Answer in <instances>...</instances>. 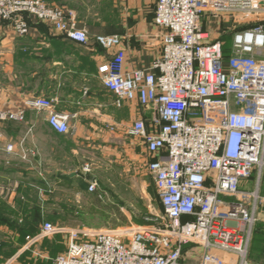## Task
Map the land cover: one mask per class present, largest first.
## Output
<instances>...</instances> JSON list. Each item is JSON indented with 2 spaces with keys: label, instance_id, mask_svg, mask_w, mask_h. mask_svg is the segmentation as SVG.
Returning a JSON list of instances; mask_svg holds the SVG:
<instances>
[{
  "label": "built area",
  "instance_id": "built-area-1",
  "mask_svg": "<svg viewBox=\"0 0 264 264\" xmlns=\"http://www.w3.org/2000/svg\"><path fill=\"white\" fill-rule=\"evenodd\" d=\"M26 14L75 42L89 41L88 30L63 6L0 0V20L9 21L17 35L29 33ZM204 18L232 23L230 56L225 41L210 40ZM263 21L264 0H157L162 52L146 69L124 68L121 36L97 35L105 49L117 48L98 69L117 105L137 100L152 111V128L138 119L130 134L146 145L148 174L162 214L154 215V224L118 229H67L45 221L37 233L26 236L18 254L7 260L0 255V264L15 263L25 251L52 264H250L256 212L264 206L259 192L264 169ZM56 102L32 96L26 105L47 111L50 128L66 134L70 115L56 111ZM24 119L25 110L0 109V123ZM255 171L256 190L241 191L240 182ZM97 186L92 181L88 189L95 192ZM57 235L67 237L55 256L37 247Z\"/></svg>",
  "mask_w": 264,
  "mask_h": 264
},
{
  "label": "crops",
  "instance_id": "crops-1",
  "mask_svg": "<svg viewBox=\"0 0 264 264\" xmlns=\"http://www.w3.org/2000/svg\"><path fill=\"white\" fill-rule=\"evenodd\" d=\"M46 1L71 11L79 26L88 30L89 41L87 44L75 42L28 14L25 15L30 25L27 35H17L9 21L0 20V109L25 110L24 121L0 123L4 133L0 138V248L11 244L17 249L15 254L25 243L20 240L19 229L27 215L36 207L40 208L41 218L34 223L38 232L46 221L42 219V201L51 200L54 195L57 197L62 177L73 176V171L65 169L88 162H114L137 175L146 176L154 188L147 169L151 158L146 145L139 137L130 134L138 119H144L149 130L152 128V111L142 107L137 100H125L122 105H117V96L104 86L98 71L101 63L111 59L117 48L105 49L96 37L121 36L126 51L124 68H149L162 52L164 31L155 24L157 0ZM202 21L204 29L210 32V40L220 38L226 47L229 39V48L226 47L225 51H229L230 56L232 23L229 19L218 22L204 18ZM32 96L55 98V110L70 115L69 132L56 133L48 124L47 111L29 108L26 101ZM9 145L12 150L8 149ZM42 168H51L56 177H61L56 178L53 189L40 185L42 180L46 181ZM92 181L97 182L91 177L86 187L77 190L78 199L83 194L94 193L88 189ZM239 187L241 191H255L257 172L242 180ZM46 192H49L48 198ZM259 192L264 194V169ZM224 198L237 200L236 197ZM160 206L162 208L161 203ZM256 214L255 226L264 225V206L259 205ZM52 223L61 225L58 220L52 219ZM10 233H13L12 241L3 238H8L6 235ZM66 237L47 238L37 247L55 256L64 250ZM6 253L0 254L3 260ZM30 253L25 251L19 259H27Z\"/></svg>",
  "mask_w": 264,
  "mask_h": 264
},
{
  "label": "rangeland",
  "instance_id": "rangeland-1",
  "mask_svg": "<svg viewBox=\"0 0 264 264\" xmlns=\"http://www.w3.org/2000/svg\"><path fill=\"white\" fill-rule=\"evenodd\" d=\"M93 27L97 28L95 25ZM227 42L226 47L229 48V39ZM88 165L87 170H85L86 164L65 169L66 171H73L74 174L73 176L62 177L58 185V198L54 195L55 198L42 201L43 220L46 219V221L52 222L53 219L58 220L61 225L65 226H88L96 229L128 228L137 225H151L157 222L154 220L156 217L154 215H161L162 208L159 201L151 199L148 194L147 185H152V182L150 183L146 176L137 175L132 170H128L123 165L114 162H88ZM54 171L51 168L41 169L42 176L47 181L48 190L56 186V178H61L60 176L56 177ZM91 177L97 180V191L93 194H83L78 199L76 196L77 190L86 187L87 181ZM46 194L48 198L49 192H46ZM93 206L95 209H92ZM52 212L55 214L53 215ZM6 236L11 237L13 233ZM3 238L12 241V237L9 239ZM6 245L8 246L0 248V254L17 250L13 249V246H10L11 244ZM259 253L260 250H254V254L258 255ZM251 254V257L248 256L250 264H264V255L256 258L253 256V250ZM29 257L25 260L18 259L15 263H51L35 260L36 258L31 253ZM8 258L6 256L5 260ZM187 262L189 264L200 263L195 260H188Z\"/></svg>",
  "mask_w": 264,
  "mask_h": 264
},
{
  "label": "trees",
  "instance_id": "trees-1",
  "mask_svg": "<svg viewBox=\"0 0 264 264\" xmlns=\"http://www.w3.org/2000/svg\"><path fill=\"white\" fill-rule=\"evenodd\" d=\"M229 51H226V54L228 56ZM40 185L43 188H47L48 184L45 180H42L40 182ZM157 197V196H156ZM157 199V198H156ZM28 206V205H26ZM145 211H147V209L144 208ZM41 218V210L40 208H35L32 213L27 217H26V221L25 223L20 226V240L21 242H25L26 236L27 235H33L35 233H37V230H35L34 228V223H37V221ZM252 243H251V247H250V253L249 256L251 257V251L253 250V256H255L256 258L261 257V255H264V225H260L257 224L254 227L253 230V236H252ZM15 249V248H13ZM254 250H260V253L254 254ZM15 250H11V252L6 253V256L10 257L14 254ZM54 255V254H53ZM46 264H52V263H46Z\"/></svg>",
  "mask_w": 264,
  "mask_h": 264
},
{
  "label": "water",
  "instance_id": "water-1",
  "mask_svg": "<svg viewBox=\"0 0 264 264\" xmlns=\"http://www.w3.org/2000/svg\"><path fill=\"white\" fill-rule=\"evenodd\" d=\"M147 192L150 195L151 199H153V200L156 199V194H155V191H154V188L152 185L147 186Z\"/></svg>",
  "mask_w": 264,
  "mask_h": 264
}]
</instances>
